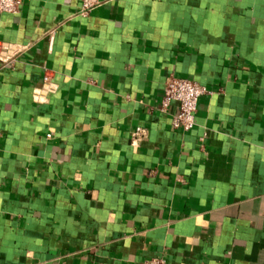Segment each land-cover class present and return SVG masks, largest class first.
Returning a JSON list of instances; mask_svg holds the SVG:
<instances>
[{
    "label": "crops",
    "instance_id": "crops-1",
    "mask_svg": "<svg viewBox=\"0 0 264 264\" xmlns=\"http://www.w3.org/2000/svg\"><path fill=\"white\" fill-rule=\"evenodd\" d=\"M22 1L0 12L24 46L0 62V264H264V0ZM170 74L208 90L189 130Z\"/></svg>",
    "mask_w": 264,
    "mask_h": 264
},
{
    "label": "built area",
    "instance_id": "built-area-1",
    "mask_svg": "<svg viewBox=\"0 0 264 264\" xmlns=\"http://www.w3.org/2000/svg\"><path fill=\"white\" fill-rule=\"evenodd\" d=\"M22 0H0V12L16 13L20 10ZM101 0H80V14H87L93 7L99 5ZM24 46L19 44L7 45L0 47V62H10L15 53L23 49ZM49 74L43 75L42 92L51 91L54 87ZM207 88L204 84L189 78L178 77L172 74L166 76L164 83L163 95L160 101L162 111H170V123L174 128L189 130L195 124V112L198 98ZM146 134V129L140 125L135 126L132 131V141L141 140ZM50 134L48 133L47 136ZM138 264H169L162 257L146 259Z\"/></svg>",
    "mask_w": 264,
    "mask_h": 264
}]
</instances>
